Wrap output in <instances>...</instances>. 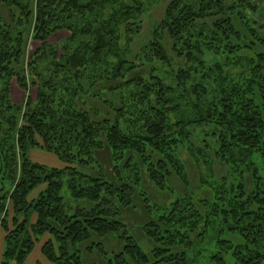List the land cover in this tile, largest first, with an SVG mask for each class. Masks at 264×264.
Instances as JSON below:
<instances>
[{
  "label": "trees",
  "instance_id": "16d2710c",
  "mask_svg": "<svg viewBox=\"0 0 264 264\" xmlns=\"http://www.w3.org/2000/svg\"><path fill=\"white\" fill-rule=\"evenodd\" d=\"M158 1L0 0V264H23L45 234L40 253L52 264H194V248L209 240L228 250L232 241L220 234L234 231L245 242L233 246L237 264H264V179L255 162V154L264 161V0H171L135 56L148 77L123 79L135 68L127 56L140 18ZM59 31L63 43L49 42ZM29 33L39 45L26 59ZM104 76L119 78L107 85L119 103L104 99L112 113L100 120L75 99ZM207 147L230 180L209 167V179L199 178L207 197H195L180 151ZM33 149L67 166H48ZM172 174L188 192L175 194ZM143 175L173 200H149ZM135 197L148 252L121 220ZM109 238L118 251H107Z\"/></svg>",
  "mask_w": 264,
  "mask_h": 264
},
{
  "label": "rangeland",
  "instance_id": "374dc122",
  "mask_svg": "<svg viewBox=\"0 0 264 264\" xmlns=\"http://www.w3.org/2000/svg\"><path fill=\"white\" fill-rule=\"evenodd\" d=\"M170 1L171 0H159L158 2H156L154 7L150 8L147 12H145L141 16V18H140V31L138 32L137 35H135L134 40L130 45V48L132 50V55L127 56V59L133 62L132 64L135 65V68L131 71H125L123 73V75H124L123 79H129L130 80V78H128V77H130L131 75H134L136 73L142 75L143 77H146V75L148 73L147 67L142 66L140 63V59L136 58L135 56L138 53H140L141 48L149 41V38L151 37V33H152L153 29L155 28V25L158 22L162 21V18L165 15V9H166V7ZM228 1H232V0H228ZM261 20L264 21V16H263V18H261ZM30 35H31V33L26 35V40H25L26 43L24 46V57H26V59L29 58L30 54L39 45L38 42H35L33 39H31ZM66 35H67V32H65V31L55 32L48 40L51 43L60 42V44H62L63 43L62 40H63L64 36H66ZM121 45L123 46L122 43H121ZM177 61L183 62L184 60H177ZM104 77L105 78H103L102 80H97V81L93 82V87L92 86L91 87L86 86V88H85L86 93L79 94V97L77 99H75L76 103L80 107H83L88 112L89 111L94 112L93 117L96 119H100V120L105 118V116L108 115V113H112V110H108L106 101L104 99H109V100L115 99L113 103L114 104L119 103V101L116 100L117 95L113 96L112 94H110V93H112V91L110 92V90L107 87V85H109V84L115 85V83H116L115 81L118 82L119 78L114 80L110 76H109V78H106V76H104ZM85 79L86 78L83 79L84 83H85ZM104 80L109 81L108 83H106V86H103L102 82H104ZM110 81H112L114 83H111ZM12 84H13L12 85V93H11V95H13L12 101L14 103L21 102L22 101L21 96H23V94L21 95V93H23V92L18 88L15 81H13ZM130 86H131V88L128 87L129 92L132 91V85H130ZM125 87H127V86H125ZM125 87L121 88V90L123 92L127 91ZM129 92H128V95H129L130 99H132V95ZM27 94L31 95V97H34L36 94V88L30 87L28 89ZM100 94L103 95V97H101ZM210 140H211L210 146H212L213 148L215 147V150H216L217 145L214 143V141L212 139H210ZM190 142H191L190 145L193 144V149H196V148L202 149V146H200L199 143L195 142L194 139L190 140ZM195 152H194L195 156H194V154L192 156V153L190 150L183 149L182 151H180V156H181V159H182L183 164L185 166V170L187 172V176L189 179L190 191L194 193L193 195L195 197H207V190L208 189L202 188L201 186H199L200 185L199 178L202 175H205V177H207L209 179V177L207 176L209 167L212 168V169L211 168L210 169L213 170L215 179H219L225 175H227V177H228L229 174L227 172V167H226L225 163L223 161H220L217 157H215L213 155V149L212 148H208V147L205 148L203 155L196 154ZM30 153H32L31 155L34 158H36V157L41 158L42 162H44V164H46L48 166H58V167L67 166L62 162L59 163V161L56 160L55 156H53L54 158L51 155H50V157H52V158H47V159L43 158L42 156H44L45 152H42L39 149H33ZM97 155H98V158L100 160V164L102 165L103 172L105 173L106 170L108 171V169H109L108 152L106 149H104V150H101L99 153L97 152ZM51 161L53 162V164L51 163ZM255 162L259 166V175L264 179V161L260 158V156L258 154H255ZM0 166H1V161H0ZM229 180H230V178H229ZM244 182H246L245 185H246V188L248 191L251 189L252 185H254V182H253L251 175L248 174L247 172L245 173V176H244ZM169 185L172 188H174L175 194H183L185 192H188V190L181 184L179 179L174 174H172L171 177L169 178ZM143 186H144L143 189L145 190V195L147 197H149V200H151L153 203H157L160 206H165V204L167 202H170L174 198L172 193L158 191L153 186V184H151V182L144 175H143ZM43 187H44L43 185L38 187L36 189V192H39L40 190H42ZM262 191L264 192V187H263ZM262 195H264V193H262ZM141 204H142L141 200L139 198L135 197L134 202H133L134 206H131L129 209L126 210V212L124 213V216L121 217V220L123 219L124 222H126L129 225V228H130L132 234L135 236V238L138 240V242L141 243L142 248L148 252L149 249L151 248L152 244L149 242L148 239H146V237L143 234V231L140 228L141 222H143L146 218V216H144L143 209H142L143 207ZM219 227H220V225H219ZM199 229L201 230V226ZM0 230H2V229H0ZM4 234H6V233L4 232ZM220 237L224 238L226 240L232 241V243L230 242L231 244L224 241V243L229 247L228 250H221L218 243L216 244L213 241L210 242L209 240H207V242H206L207 244H205L203 242L197 248H194L193 253H189V255L190 254L194 255V264H216L214 256H212L215 253H216V255H221V257L223 258L224 264H237V262L233 256V253H234L233 251H235V249H237L238 247L237 248L235 247L233 249V246L241 244L242 242H244V240L242 241L240 234H238L235 231L232 233H229V234L227 232H224V233L220 234ZM48 238H50V236L48 234H45L41 238L40 242L37 243V246L39 247V249H40V246L42 245V243L44 242V240L48 239ZM207 238H209V237H207ZM207 238L205 237L204 239H207ZM210 238H212V235L210 236ZM102 241H104V245L106 246L107 251H109L110 248H112L113 246H115L117 248V251L120 248V247L116 246L117 241L113 238H111V239L109 238V239H105V240L103 239ZM244 244H245V242H244ZM109 245H112V246L107 247ZM263 253H264V250H263ZM93 257L96 258V256H92V258ZM1 258H2V256H1Z\"/></svg>",
  "mask_w": 264,
  "mask_h": 264
},
{
  "label": "crops",
  "instance_id": "0c3cea01",
  "mask_svg": "<svg viewBox=\"0 0 264 264\" xmlns=\"http://www.w3.org/2000/svg\"><path fill=\"white\" fill-rule=\"evenodd\" d=\"M43 158L47 159V158H52L50 157V155H46L42 156ZM37 158V157H36ZM38 160H41V158H37ZM51 163L53 164V162L51 161ZM4 231L0 230V262H1V256H2V251H3V247H4ZM10 264H14L13 262H11ZM23 264H52L50 262H48L40 253V249L38 246H36L33 251L28 255V257L25 259V261L23 262Z\"/></svg>",
  "mask_w": 264,
  "mask_h": 264
}]
</instances>
